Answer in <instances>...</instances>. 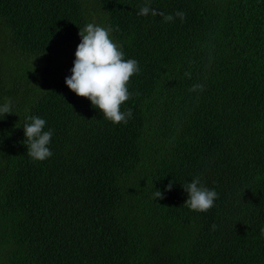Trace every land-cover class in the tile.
Listing matches in <instances>:
<instances>
[{
    "label": "trees",
    "instance_id": "16d2710c",
    "mask_svg": "<svg viewBox=\"0 0 264 264\" xmlns=\"http://www.w3.org/2000/svg\"><path fill=\"white\" fill-rule=\"evenodd\" d=\"M148 2L0 0V264H264V0H150L183 22ZM89 23L139 62L127 124L65 84ZM196 177L218 193L204 213L183 204Z\"/></svg>",
    "mask_w": 264,
    "mask_h": 264
},
{
    "label": "clouds",
    "instance_id": "9594fccd",
    "mask_svg": "<svg viewBox=\"0 0 264 264\" xmlns=\"http://www.w3.org/2000/svg\"><path fill=\"white\" fill-rule=\"evenodd\" d=\"M150 0L140 8L138 15L161 16L165 22H172L178 17L182 22L186 13L177 11L174 15H165L149 6ZM119 31V28H105L89 23L79 30L81 40L75 51V59L71 69V76L65 78L66 86L78 97L86 98L91 105L98 109L103 118L113 124H127L132 116L131 109L121 111L124 102L132 95L128 90V84L132 76L139 74V62L135 59H125L120 46L111 38V32ZM190 76V73H185ZM203 84H194L189 91H202ZM139 95V93H136ZM5 114H14L12 101L6 98V102L0 106V119ZM30 123L23 126L26 139L27 154L34 161H44L53 153L49 148L53 131H45L46 121L38 116L27 117ZM173 182L166 185L165 191L171 190ZM187 199L183 204L196 212H207L214 207L218 199V193L201 184L196 177L183 186ZM154 199H163L160 190L153 193ZM216 225H212V230ZM264 232V229L261 230Z\"/></svg>",
    "mask_w": 264,
    "mask_h": 264
}]
</instances>
